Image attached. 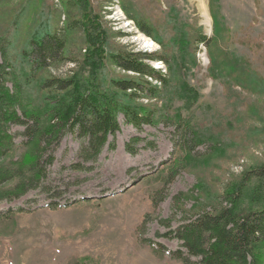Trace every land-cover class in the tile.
<instances>
[{
	"label": "rangeland",
	"instance_id": "obj_1",
	"mask_svg": "<svg viewBox=\"0 0 264 264\" xmlns=\"http://www.w3.org/2000/svg\"><path fill=\"white\" fill-rule=\"evenodd\" d=\"M90 3L106 31L98 86L119 102L116 130L99 146L60 125L76 92L56 84L84 75L75 0H0V111L31 109L44 129H53L36 149L33 130L1 124L12 140L0 158V264H184L170 253L179 239L162 235L183 222L175 197L193 192L213 204L264 162V0ZM41 22L62 44L46 67L30 43ZM219 49L239 57L255 83L227 66L217 74L210 55ZM138 50L163 58L145 61L163 72L164 86L119 62L126 54L140 58ZM145 79L153 87L144 88ZM124 80L140 84L138 92L121 89ZM125 105L149 119L135 126ZM31 152L39 160L23 165Z\"/></svg>",
	"mask_w": 264,
	"mask_h": 264
},
{
	"label": "trees",
	"instance_id": "obj_2",
	"mask_svg": "<svg viewBox=\"0 0 264 264\" xmlns=\"http://www.w3.org/2000/svg\"><path fill=\"white\" fill-rule=\"evenodd\" d=\"M75 4L81 10L76 26L83 31L85 40V52L81 61V71L84 75H82L83 78H79L81 82L61 80L56 84L58 91L67 90L73 85L76 92L67 106L66 113L61 117L60 125L89 136L93 142L97 140L99 146L105 143L109 133L116 130L117 121L114 110L119 106V102L115 98H109L98 86L100 72L108 57L106 31L99 16L92 12L90 0H75ZM45 22L40 23L30 41L36 60L43 67L50 62L51 53L62 45L60 40L50 35L47 29L49 27ZM214 33L215 35L218 33L216 26ZM197 39L196 42H202L205 38ZM212 39L207 44L209 49L212 48L211 43L214 40ZM137 52L140 58L126 54L118 57V60L127 69L158 80L164 86L167 79L163 72L145 61L163 58L148 53L147 50ZM210 57L217 74L224 72L227 66V70L237 72L238 76L241 71V76L245 80L248 79L249 85L255 83L256 74L246 71L247 68L239 57L231 58L225 50L221 49L211 51ZM224 60L227 62L226 65ZM86 71L89 73L88 76L85 75ZM237 82L239 85V78ZM139 85L136 81L130 80H124L118 84L123 90L132 89L135 92H138ZM142 85L144 88H146L144 85L153 87L148 79H145ZM241 85L243 86V83ZM10 102L9 100L8 103ZM10 108L3 110L1 108L0 111V158L3 157L5 147L9 144L7 142L12 140L11 135L2 129V123L13 122L26 125L33 130L36 149L37 147L40 149L39 142L50 137L53 131V129H44L40 125L39 114L36 111L22 108V112L18 113L15 108ZM123 109L127 120L137 127L143 124L145 118L150 117L129 105H125ZM39 158L40 155H36L35 152L27 153L22 164L34 163ZM0 171L1 178L4 173ZM200 186V184L196 186L199 191L202 190ZM190 197L195 198L194 203L190 208H186L184 202ZM162 199V197L153 198L155 206H158ZM175 203L183 214V222L176 229H170L162 234L174 236L181 242L180 248L171 250L173 258L184 264H264V162L246 170L239 181L229 189L227 188L213 204H208L209 202L202 200L199 194L193 195V192L177 195ZM170 221L171 219L165 220L169 226ZM144 225L145 221L142 228ZM141 241L157 252L164 251V247L156 246V242L152 239L142 238Z\"/></svg>",
	"mask_w": 264,
	"mask_h": 264
}]
</instances>
